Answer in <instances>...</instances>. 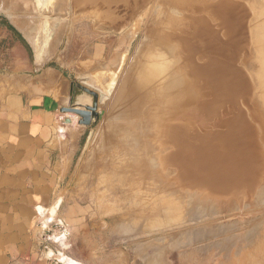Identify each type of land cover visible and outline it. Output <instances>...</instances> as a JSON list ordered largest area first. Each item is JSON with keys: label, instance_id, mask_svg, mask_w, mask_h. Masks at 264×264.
Wrapping results in <instances>:
<instances>
[{"label": "rangeland", "instance_id": "374dc122", "mask_svg": "<svg viewBox=\"0 0 264 264\" xmlns=\"http://www.w3.org/2000/svg\"><path fill=\"white\" fill-rule=\"evenodd\" d=\"M227 1L237 6V15L244 13V28L232 27L219 0H0L3 62H24V70L48 62L100 91L102 118L80 125V137V126L67 125L76 130L69 139L76 152L69 190L88 189L95 201L90 213L113 218L114 240L133 254L131 264H264V142L242 145L241 182L227 183L222 175L221 183L201 182L173 163L176 132L187 124L169 121L173 115L164 103L165 80L185 77L173 68L187 55L180 40L193 34L192 19L202 17L213 28L214 67L227 70V90L242 99L226 100L217 112L201 109L212 89L187 74L193 79L196 133L226 130L220 123L231 114L264 131V121L254 119L255 107L264 116V105L259 98L245 101L246 91L260 88V47L252 23L261 0ZM176 50L180 57L170 53ZM185 97L186 90L166 96L169 103ZM189 99L179 106L188 117L195 113L187 107ZM178 157L183 163L187 155Z\"/></svg>", "mask_w": 264, "mask_h": 264}, {"label": "crops", "instance_id": "0c3cea01", "mask_svg": "<svg viewBox=\"0 0 264 264\" xmlns=\"http://www.w3.org/2000/svg\"><path fill=\"white\" fill-rule=\"evenodd\" d=\"M25 67L0 57V264H54L53 256L39 248V207L47 210L59 198L57 220L50 227L62 222L58 229H67L66 246L45 241L55 256L62 252L79 264H131L133 254L114 240L113 218L90 213L95 201L88 189L83 194L77 187L69 190L76 156L69 139L76 130L61 123L73 118L62 108L79 77L48 62ZM79 82L99 90L84 79ZM65 125L68 130L62 131ZM74 193L79 198L71 200Z\"/></svg>", "mask_w": 264, "mask_h": 264}, {"label": "bare ground", "instance_id": "6f19581e", "mask_svg": "<svg viewBox=\"0 0 264 264\" xmlns=\"http://www.w3.org/2000/svg\"><path fill=\"white\" fill-rule=\"evenodd\" d=\"M258 2H260V1H258ZM260 3H261L260 7H258V8H261L262 10L260 12L258 11L257 16L254 19V22L252 23L254 30L257 32L256 33L257 37H258L257 43H258V46L260 47V56L258 57V61H259L260 65H259V69L257 70V71H259L257 74V77L259 79L260 88H259V90L257 89L255 92H252L251 90L246 91L245 92V96H246L245 101H246V99L257 100L259 98L260 100L258 99L259 100L258 103L261 105H264V0H261ZM218 5L223 6L224 12L228 13V18L231 17L230 20L234 24V26H232V27H236V28H239V27L244 28L245 27L246 18L244 16H242L244 13L242 15H237L236 10H234L237 7L235 4L232 5L227 0H219ZM189 12H190V10H189ZM213 12H214V10H213ZM206 14H207V12H206ZM195 17L196 18L192 19V22L195 23L193 34L191 36H187V37L183 38L182 40H180V42H181L180 45L182 44V48L187 50V55L183 61L184 63L182 64L178 60L177 62L174 63V66H173V68H175L178 73L182 72V74L185 77L181 79V78H178L176 76L170 82L167 79L165 80V83L167 84V86H166V89L164 90V97H165L164 103H166L167 107H169V110H170L169 113L171 115H173L169 118V121H173V124H176V123L187 124L186 128L184 129V132H182L181 127H178V131L176 132V139H174L175 143H176L175 153H174L175 157H174L173 163H174L175 167L179 170V172L183 171L186 174L188 173V175H189V173H191L192 174L191 176L193 178L200 177V179L199 178H197V179L202 180L201 182H205V181L207 182L208 181V182H210V184L215 185L217 182L221 183V181H219L220 180L219 175H222V177L224 178L225 181H227V183L230 181H231L230 183H233V184L239 183V182H241L240 155L243 152V151H241L242 145H245V144L259 145V143H261L262 141L264 142V131L260 130L262 132H259L258 128H260V127H258V126L256 127V124H254V125L253 124H247L244 121H242V119L240 120L239 118H237L236 114H234L233 116L231 114L232 118L231 117H230V119L227 118L222 123H220L225 127L227 126L226 130H224V131L217 130L216 132H213V131H215V130H213L212 133L203 134V135H198L196 133V131L194 129L195 123L193 124V122H195L194 117L196 115V106H195L196 99H195V93H194V89H193V85H192L193 79H195L194 82L196 81V79H198L200 82V79H201L200 83H202V79H204L205 83L207 82L205 85L209 84L208 86H210V88L207 86L209 88V91H210V89H212L213 97H212L211 101L206 102V103L202 102V104H204V105H202L203 108H201V109L209 110V111L211 110V111L217 112L216 110L224 102L226 103V100L229 101V99H231V100H235V102H237L239 99H242V97H237L234 93L227 90V86H226V81H227V76H228L227 70H225V68L223 66H222V70H221V68L218 67V65L214 67V63H213L214 62V58H213L214 51L212 48L214 35H213L212 25L210 24V22L208 20H206L202 17H197V16H195ZM209 17H211V16H209ZM170 23H172V22L170 21ZM180 33L182 34L181 31H180ZM165 36L167 38H169V37L172 38L171 36H169L167 34ZM178 39L176 38V40H178ZM162 41L163 40H161V42ZM166 47H169V46H166ZM181 50L180 51L179 50L178 51L177 50L176 51H170V53L172 54V52H174V55L180 57L181 56ZM198 60H200V62ZM181 62H182V60H181ZM187 74L189 76H191V78H193V79H191L189 76L187 77L186 76ZM243 83L247 84L246 76H244ZM229 84L232 85L231 82H229ZM203 87H204V85H203ZM205 89H206V86H205ZM185 90L188 92V97H185L182 100H180L181 99L180 98L179 99L180 101L176 100L177 101L176 103H172V101H171V103H169V101L166 98L167 95H169L171 97H172V95H178L179 96V95H182L185 92ZM209 93H211V92H209ZM204 94H205V91H204ZM206 94H208V93H206ZM210 95H209V97H210ZM226 96H230V97L226 98ZM203 97H205V96H203ZM188 99L190 101H189V104L187 107L190 110H193V112H195L194 116L190 115L188 117L187 113L183 114V112L180 111V109H179L180 105L185 104V102L183 100H188ZM206 99H208V97H206ZM203 100H204V98H203ZM239 101L241 102V100H239ZM239 101H238V103H239ZM200 103H201V100H200ZM225 103H224V106H227V105H225ZM198 106H200V105H198ZM200 107L198 109H200ZM246 108H248V107H246ZM255 108L257 109V110L255 109V110L258 113L256 114V116L253 114V116H255L254 119L259 120V121H264V116L261 114L260 109L258 107H255ZM243 109L245 110V107H243ZM244 110H243V112H244L243 116H247L246 115L247 113L245 112L246 110L245 111ZM200 111L202 112V110H200ZM227 112H230V111L228 110ZM66 114H70L71 116H73L72 122H67L66 119H63V122H61V123H66L67 125L70 124L71 127L73 125L72 128H75V126H76V128H79V127H77V126H80V124H78V116L74 113H66ZM218 114H220V112ZM243 118L246 119L245 117H243ZM220 119H221V117H220ZM223 119H225V118H223ZM185 121L186 122L188 121V122L186 123ZM196 127H197V125H196ZM65 128L68 129L66 127V125L64 127L62 126L61 127L62 131H65ZM197 128H199V127H197ZM196 142H198V144H199L198 147H196V145H195ZM179 153H182V154L186 153V155H187V158L184 159V162H183L184 164L182 163L183 159L181 157H178ZM257 178H258V175H257ZM215 188H216V186H215ZM60 201H61V198H59L57 200V202L55 201L56 204H54V206H52L51 208H48L47 210L42 206L39 207V212H40L39 214L42 216V217H40L41 218V227L40 228L42 230V233L44 231L48 230L50 225L55 220H57V206H58ZM61 224H62V222L59 221L58 225H61ZM61 227H62V225H61ZM66 238H67V229H61L60 231H59V229L54 230L48 236V239H51L54 242H58L64 246L66 244ZM46 254L50 257V256L54 255L55 252L53 249L50 248L46 252ZM57 255H58L57 259L59 261H61L63 264H79L73 258L65 255L62 252H60V254H57Z\"/></svg>", "mask_w": 264, "mask_h": 264}, {"label": "water", "instance_id": "95a60500", "mask_svg": "<svg viewBox=\"0 0 264 264\" xmlns=\"http://www.w3.org/2000/svg\"><path fill=\"white\" fill-rule=\"evenodd\" d=\"M76 88L80 90V93L76 92ZM99 103V90H96L85 83L73 81L68 105L63 107L62 111L65 113L76 114L78 116V124L91 126L96 124L104 114V110H99ZM66 121L72 122V118L67 117ZM52 232L53 230H46L41 233L42 239L39 242V248L43 250V253H46V251L50 249V246L46 245L45 241ZM50 260L54 264H63L61 261L53 257Z\"/></svg>", "mask_w": 264, "mask_h": 264}, {"label": "trees", "instance_id": "16d2710c", "mask_svg": "<svg viewBox=\"0 0 264 264\" xmlns=\"http://www.w3.org/2000/svg\"><path fill=\"white\" fill-rule=\"evenodd\" d=\"M7 25H8V27L10 28V29H12V31H14V32H18V30L11 24V23H8L7 22Z\"/></svg>", "mask_w": 264, "mask_h": 264}]
</instances>
